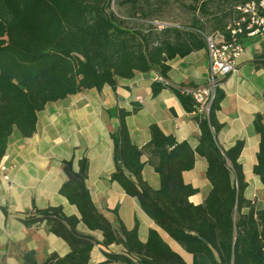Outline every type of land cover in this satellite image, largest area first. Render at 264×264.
<instances>
[{"label": "trees", "instance_id": "16d2710c", "mask_svg": "<svg viewBox=\"0 0 264 264\" xmlns=\"http://www.w3.org/2000/svg\"><path fill=\"white\" fill-rule=\"evenodd\" d=\"M112 1L0 0V159L12 132H18L21 138L32 136L37 114L46 104L105 86L115 91L118 79L156 72L163 82L152 83V97L164 88L173 92L197 124L198 145L192 149L188 143H178L156 125H150L149 142L138 148L132 144L126 126L131 113L111 109L107 114L117 125L110 134L114 163L110 179L128 197L136 199L158 229L192 256L191 264H264V196L259 208L244 197L247 183L238 161L244 143L238 140L231 148L221 150L215 139L222 128L216 113L224 99L223 91L215 90L204 117L195 113L189 95L165 83L170 60L205 49L202 25L196 21L187 28L164 29L173 35L154 40L124 28L122 21L108 13ZM247 1L195 3L202 14H207L211 5L214 14H223L221 18L219 13L214 16L217 26L213 31L227 41L230 32L226 28L234 29L239 17L234 7ZM252 64L264 70V54L254 57ZM262 98L264 102V93ZM252 127L259 136L252 174L264 188V114L254 116ZM145 153L159 177L158 190H153L142 177L141 158ZM195 155L205 159V178L210 184L200 205L188 201L197 190L182 178L184 172L194 168ZM77 165L75 170L71 161L63 162L67 180L58 194L76 208L79 219L66 216L61 207L33 209L23 219L26 226L44 223L70 248L64 256L48 255L41 264H88L97 242L76 231L79 223L101 233L103 247L121 246V253H103L105 261L100 264H185L154 229L141 243L137 222L127 230L115 210L114 228L91 201L86 187L87 161L82 159ZM21 264H37L34 254H25Z\"/></svg>", "mask_w": 264, "mask_h": 264}, {"label": "crops", "instance_id": "0c3cea01", "mask_svg": "<svg viewBox=\"0 0 264 264\" xmlns=\"http://www.w3.org/2000/svg\"><path fill=\"white\" fill-rule=\"evenodd\" d=\"M216 38V39H215ZM215 41L221 39L215 37ZM243 51L237 61L236 71L227 75L220 85L224 99L216 113L222 125L215 136L221 150L231 148L236 141H243V149L238 161L242 165L247 188L244 197L254 198L250 188L264 196V188L252 174L256 163L259 136L255 134L252 122L256 114H264V70L252 64L254 57L264 54V35L255 38L240 37ZM169 70L165 83L173 89L183 91L204 84L208 62L205 49L168 63ZM156 72L135 73L130 79H118L115 91L109 87L101 90H86L67 98L48 103L37 114L35 131L30 138H21L12 132L8 139L3 162L7 166L9 180L0 178V264H21L23 256L32 252L37 264H41L50 254L64 256L69 246L48 231L44 223L26 226L23 219L33 209L44 210L61 207L66 216L79 214L74 206L62 198L59 188L67 180L63 162H72L78 170V162L87 161L86 187L96 210L114 228L115 215L127 230L137 222V236L145 243L151 229L158 231L162 240L178 254L185 264L192 263V256L171 240L140 209L136 199L128 197L112 182L114 171L113 144L110 134L117 122L107 111L130 112L126 126L132 144L143 148L150 140L149 126L156 125L164 135H171L178 143L186 142L194 149L198 145L199 130L192 115L186 113L173 92L162 89L152 97L151 85L158 82ZM134 111V112H133ZM150 156L145 153L142 177L153 189L158 190L159 177L150 164ZM207 163L195 155L194 168L184 172L182 178L197 193L188 201L200 205L210 191L205 178ZM76 231L93 237L97 244L90 252L88 264L105 261L103 253H121L119 245L103 247L101 233L90 231L79 223Z\"/></svg>", "mask_w": 264, "mask_h": 264}, {"label": "built area", "instance_id": "2783aa9c", "mask_svg": "<svg viewBox=\"0 0 264 264\" xmlns=\"http://www.w3.org/2000/svg\"><path fill=\"white\" fill-rule=\"evenodd\" d=\"M234 11L239 17L234 23V29L229 26L226 28L230 32L229 40L225 41L221 36V40L217 42L214 37L204 35L208 62L204 84L181 91L192 98L197 115L207 117L215 90L220 88V81L236 71L237 61L243 51L240 37L255 38L264 35V0H248L244 4L236 5ZM157 81L163 82L160 78ZM0 178L9 180L3 159H0Z\"/></svg>", "mask_w": 264, "mask_h": 264}, {"label": "rangeland", "instance_id": "374dc122", "mask_svg": "<svg viewBox=\"0 0 264 264\" xmlns=\"http://www.w3.org/2000/svg\"><path fill=\"white\" fill-rule=\"evenodd\" d=\"M108 13H113L122 21L127 30L149 35L154 40L168 39L173 35L164 29L187 28L196 21L202 25L204 35L218 37V32H214L213 28L217 26L214 16L219 12L214 14L215 8L211 5L207 14H202L195 0H113ZM222 16V13L218 14V18ZM250 190L256 195L251 201L255 202L257 208L261 207L263 197L256 189Z\"/></svg>", "mask_w": 264, "mask_h": 264}]
</instances>
